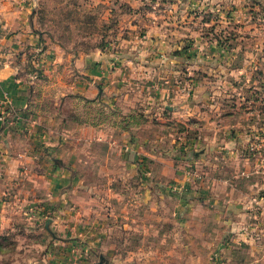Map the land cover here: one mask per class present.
Instances as JSON below:
<instances>
[{
  "label": "crops",
  "instance_id": "1",
  "mask_svg": "<svg viewBox=\"0 0 264 264\" xmlns=\"http://www.w3.org/2000/svg\"><path fill=\"white\" fill-rule=\"evenodd\" d=\"M202 1L75 56L31 0H0V260L264 264V39Z\"/></svg>",
  "mask_w": 264,
  "mask_h": 264
},
{
  "label": "rangeland",
  "instance_id": "2",
  "mask_svg": "<svg viewBox=\"0 0 264 264\" xmlns=\"http://www.w3.org/2000/svg\"><path fill=\"white\" fill-rule=\"evenodd\" d=\"M31 1L32 4L34 3L33 7L36 8L38 27L42 34L45 35V39L62 44L63 48L68 50L71 54H75V56H78L82 52L87 53L102 50L106 47L105 44H108L115 36L119 35L122 28L124 29L129 26L130 22L134 20V17L135 19H140L142 16H144V18L147 16L149 17L152 15V12L156 13L158 9H165L171 2V0ZM233 1L234 0H232V2L230 0H221L220 2V0H203L202 2L206 4L204 10L209 9L211 14L217 13V17L221 15L219 16L220 19H216L220 21L222 27L227 31H238L241 35H244V27L246 25L243 22L248 18V20H250L249 29L252 25L254 26L253 34L250 31L251 34H249V36L252 37L257 44L258 40L264 39V0H236V3ZM230 2L231 5L234 7L237 6L240 9L238 20L235 22L234 18L232 23L228 22L232 15L226 12L232 9L230 8ZM214 3L217 5L221 4L224 11H212L211 7ZM200 7L203 6L201 5ZM135 10L146 13L136 17ZM203 18L207 20L209 16L203 15ZM259 48L261 52H264V45H259ZM212 85H214V83ZM247 85H252L251 89L253 90L250 92L243 91L242 95L248 99L251 93L254 102L260 101V96L257 94V92H259L257 89L259 84L257 82L253 83L252 79L249 78L245 86ZM66 106L70 108L69 104L65 102V107ZM176 128L183 130L182 126ZM82 165L85 166L86 164ZM85 176L91 182L103 183L101 178L96 177L98 175L87 174ZM114 224L115 229H119L117 227L118 223ZM7 245L10 247L9 241H7ZM7 257L9 256L6 255L0 262L2 264L12 262Z\"/></svg>",
  "mask_w": 264,
  "mask_h": 264
},
{
  "label": "built area",
  "instance_id": "3",
  "mask_svg": "<svg viewBox=\"0 0 264 264\" xmlns=\"http://www.w3.org/2000/svg\"><path fill=\"white\" fill-rule=\"evenodd\" d=\"M38 55L40 53H44V49L43 48H40L38 51H37ZM46 70V64L39 60L37 61L36 58H35V55L34 57H32V70L30 72V79L31 81H34L36 79H38L41 75L44 74Z\"/></svg>",
  "mask_w": 264,
  "mask_h": 264
}]
</instances>
